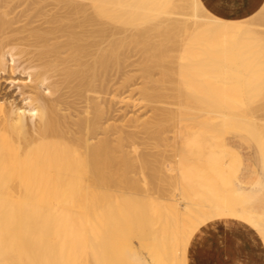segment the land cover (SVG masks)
Masks as SVG:
<instances>
[{
	"label": "bare ground",
	"instance_id": "obj_1",
	"mask_svg": "<svg viewBox=\"0 0 264 264\" xmlns=\"http://www.w3.org/2000/svg\"><path fill=\"white\" fill-rule=\"evenodd\" d=\"M261 6L229 21L200 0H0V81L27 75L20 102L0 83V264H189L228 219L264 244ZM173 49L185 101L157 107ZM143 106L147 121L128 110ZM229 172L253 188L234 194Z\"/></svg>",
	"mask_w": 264,
	"mask_h": 264
},
{
	"label": "crops",
	"instance_id": "obj_2",
	"mask_svg": "<svg viewBox=\"0 0 264 264\" xmlns=\"http://www.w3.org/2000/svg\"><path fill=\"white\" fill-rule=\"evenodd\" d=\"M200 1L212 15L229 21L247 19L264 5V0ZM188 261L189 264H264V244L247 224L215 220L203 226L194 237Z\"/></svg>",
	"mask_w": 264,
	"mask_h": 264
},
{
	"label": "rangeland",
	"instance_id": "obj_3",
	"mask_svg": "<svg viewBox=\"0 0 264 264\" xmlns=\"http://www.w3.org/2000/svg\"><path fill=\"white\" fill-rule=\"evenodd\" d=\"M130 46V47H129ZM176 50V49H175ZM137 50H135V48H133V46L132 45H128L127 47H126V49H125V55L127 56V57H130L131 56V58H127L128 59V61L131 63V62H133V61H135V60H139V58L141 57V53L140 52H137ZM174 54H173V53ZM134 55V53H136L135 54V56L136 57H133L132 56V54ZM130 54V55H129ZM169 54V55H168ZM172 54V55H171ZM175 54H177V51H174V49L171 51V52H169V53H167V54H165V56L162 58V59H160V61H165L166 60V63L168 62H172L171 64L169 63V65L168 64H166L165 63V67H167L168 66V68H163V67H160V70L159 69H157V70H159L160 71V73L162 74V77H161V75H158V73H157V71H156V69H155V72H156V74H157V76H156V74H155V76H154V79H158V77L161 79V85L160 86H165V88L166 89H159V88H161L158 84V82H157V86H159V87H157L156 86V88H158L159 89V93H167L166 94V96L168 97L167 99H166V97H165V99L166 100H164L163 101V103H161V104H158V105H156L157 107H171V108H176V103L177 102H179L180 100V98H182V97H177V100L178 101H175L176 99H175V97L176 96H178L177 95V92H176V90L174 89V88H177V87H175V84H176V82L175 81H173V79L171 80L170 79V81H166L165 79H167V76H166V74H164V72H166L168 69H175V65L176 64H173V63H175V62H173V60H175L176 61V59H174V58H176V56L178 55H175ZM139 55V57H137ZM173 56H174V58H173ZM132 57H133V61H131V59H132ZM134 58H136L135 60H134ZM173 58V59H172ZM9 59V58H8ZM171 61H170V60ZM169 60V61H168ZM140 61H141V58H140ZM129 62H127V63H129ZM136 65H138L137 63H136ZM135 68V67H134ZM132 69L131 67L129 68V69H131V70H135V69ZM138 68V67H137ZM167 69V70H166ZM170 69V70H171ZM159 73V74H160ZM21 75V76H20ZM27 75H23V74H20V71H17V72H15V73H12V75H6V77H5V80L3 79V80H1L0 81V83H2V86H3V88L6 90V91H8L7 93H9L10 94V96H14V98L17 100V102H20V93H19V89H17V87L15 86V85H17V83L18 84H20L21 83V81H23V80H26L27 79V77H26ZM10 77V78H9ZM6 78H8L9 80H7ZM164 79V80H163ZM11 80H16V81H14V83H13V81L11 82ZM166 81V82H165ZM9 82H11V83H9ZM20 82V83H19ZM165 82V83H164ZM175 84H174V83ZM13 83V84H12ZM16 83V84H15ZM166 83H168V84H166ZM168 85V86H167ZM177 85V84H176ZM140 86V85H139ZM171 86V87H170ZM169 87V88H168ZM172 88V89H171ZM169 89H171V90H169ZM163 90V91H162ZM137 92V93H136ZM135 92V98L136 97H138V95H139V93H138V91H136ZM157 92H158V90H157ZM137 94V95H136ZM171 96H173L174 98H172V97H170V99H169V96L170 95ZM175 95V96H174ZM179 98V99H178ZM174 99V100H173ZM181 100H183V101H185L184 100V98H182ZM172 101H175L174 103L172 102ZM171 103H173L174 104V106H172V105H169V104H171ZM126 109V108H125ZM128 110H129V112H130V114H132V115H137V114H141L142 116H143V118L147 121V119L149 120V118H152V116H153V111H152V109H151V107H148V108H145L144 106H143V108H139V107H137V108H135V109H129L128 108ZM142 111V113H139V112H141ZM167 136H170V141L173 139V134L171 133H169ZM248 136V134H246V137ZM227 139L230 141V143L231 144H233L234 146H236V144H238L239 143V140L237 139V137L236 136H233V135H229V136H227ZM246 140H247V138H246ZM172 142V141H171ZM169 150H171V148L169 149ZM170 154H171V152H169ZM238 160H239V170L241 171V165H245V168L246 167H249V168H247L246 169V171H250L251 170V167H253V169H255V167H256V162H255V159H254V151H253V146H252V143H250V142H248L247 141V143H245L244 144V146L241 148V150L239 151V153H238ZM241 161H244V163H240ZM243 165V166H244ZM234 166H235V170H236V163L234 164ZM244 168V169H245ZM259 172H260V177H261V179H262V182H264V171L263 170H259ZM243 177H244V175L242 174L241 176H240V179L242 180L243 179ZM228 180H229V184H228V188L230 189V190H233L234 191V194H236V188H238L239 190H251L252 188H253V183L252 182H250V181H241V180H239V179H236V173L234 174L233 172H229L228 173ZM133 244H134V246H136V247H138V241H134L133 242Z\"/></svg>",
	"mask_w": 264,
	"mask_h": 264
}]
</instances>
